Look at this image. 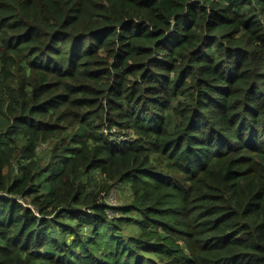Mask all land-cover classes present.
Segmentation results:
<instances>
[{
  "label": "trees",
  "instance_id": "obj_1",
  "mask_svg": "<svg viewBox=\"0 0 264 264\" xmlns=\"http://www.w3.org/2000/svg\"><path fill=\"white\" fill-rule=\"evenodd\" d=\"M0 264H264V0H0Z\"/></svg>",
  "mask_w": 264,
  "mask_h": 264
},
{
  "label": "rangeland",
  "instance_id": "obj_2",
  "mask_svg": "<svg viewBox=\"0 0 264 264\" xmlns=\"http://www.w3.org/2000/svg\"><path fill=\"white\" fill-rule=\"evenodd\" d=\"M122 191L117 188L116 194L112 195L110 198L107 199L108 202H113V203H118L120 202V196H121ZM126 194H129L126 192Z\"/></svg>",
  "mask_w": 264,
  "mask_h": 264
}]
</instances>
